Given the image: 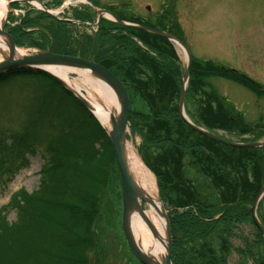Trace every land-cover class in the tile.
<instances>
[{
    "label": "rangeland",
    "instance_id": "rangeland-1",
    "mask_svg": "<svg viewBox=\"0 0 264 264\" xmlns=\"http://www.w3.org/2000/svg\"><path fill=\"white\" fill-rule=\"evenodd\" d=\"M68 1L36 2L43 8L48 7L52 12L60 14L58 17L55 14L50 18L34 3L16 4L10 13L8 31L12 36L21 33L25 37L21 46L34 49L35 54L49 52L94 61L100 65L94 59L98 48L99 32L102 28L109 29L110 25L106 22L98 23L97 11L110 8L109 10L116 14L151 19L154 22L168 15L170 19L167 18L166 22L175 24V28L172 27V34L176 35L191 52L193 61L217 62L249 76L264 88V0H89L93 2L95 5L93 7L97 11L86 2H81L83 0ZM88 7L91 13L86 11ZM54 17L67 22L60 24L61 21ZM79 19L85 20L83 23L87 26L63 25V23L70 25L69 20L79 22ZM103 21L109 23V20L103 19ZM80 45L84 51L80 49ZM173 48L168 54L171 59H175L176 69L179 68L180 74L182 73L183 89V79L189 62L181 47L175 45ZM109 49V45L105 44L101 51L104 53ZM164 64L166 67L168 61ZM43 74L47 77L28 68H16L0 74V143L4 141L10 144L12 139L15 140L18 137H22L26 143H19L15 149L4 150L6 147L0 146V156L9 155L7 163L0 161V232L5 225L10 226L7 230L8 234L4 233L0 236V264H49L46 263L42 253V249L46 247L53 253L57 251L62 257L76 259L78 262L75 264H140L132 255L121 228L123 188L115 150L108 144L104 148L105 152L98 157V164L95 168H91V173L89 172L94 173L93 176L91 175L92 178L89 175L94 185L102 184V191H99L101 194L97 201L90 203L89 196L92 191L89 189H92V183H88L90 185L88 193L72 194L66 191L65 182L67 181L63 178V174H60V169L58 171L51 169L48 174L51 186L40 196L42 200L34 204L37 206L31 205L23 223L20 226L16 225L20 213L15 208L14 196L21 194L19 197L34 196L32 198L37 199V195L41 192L43 179L40 173L44 165L47 167V164L51 163L50 158L53 159L55 154L58 157L64 156L69 150L70 142H74L78 135L75 125L72 127L75 129L72 133L74 136L68 135L69 124L73 123L69 118V111L73 113L76 110L79 121L80 118L83 121L90 114L93 121L100 124L96 116L84 104H81L83 106L81 108H84L85 113H82L81 109L70 107V104L73 105L70 100L78 99L65 88L63 81L45 72ZM200 80L205 82L203 89L217 97L224 109L230 111L234 117L244 120L243 123L234 122L236 131H217L218 135L234 143H264V96L253 92L230 77L213 75ZM126 90L130 101L131 132L128 143L136 149L145 166L155 175L145 161L146 154H143L145 144L141 135H145L146 129L139 115L149 113L150 109L135 91L129 88ZM64 93L69 95H63ZM199 101H206L204 97L202 99L200 93L197 96L196 105H190V108L196 109ZM186 116L192 122L187 112ZM247 124L257 126L259 129L255 132L246 131ZM85 126L87 127L88 124L83 126L84 130L81 135H78L82 144L88 140L83 137L85 132L89 133L85 131L87 130ZM100 130L108 134L101 124ZM134 130L137 133H134ZM91 145L92 142L87 147L91 149ZM99 146V144L97 146L93 144V148L97 149ZM87 147L82 145L78 151L79 154H73L74 148L71 147L69 158L73 156L70 160L73 167L88 172L90 166L86 165V159L83 157L89 151ZM31 150L35 153L31 154ZM146 152L152 157L157 155L156 148L149 147ZM260 156L262 158V153ZM108 165H110L109 169ZM185 170L190 173L191 180L198 179L196 169L188 165V162L185 163ZM69 171L71 173H67L68 176L72 175L78 179L75 180L76 182H79V179L82 180V171L74 168ZM43 201L56 206L44 204ZM254 201L252 197V203L245 205L250 213ZM66 202L81 206L79 218H75L70 210L58 209L59 203ZM144 209H148L146 203ZM166 209L168 211V207ZM258 209V218L264 226V199L260 202ZM45 213L51 216L50 221L46 220L47 218L43 215ZM49 223L53 226L48 230ZM12 224L16 226L11 227ZM240 226L236 228L231 238L234 250L227 264H253L237 253V250L245 251L248 247L249 251L254 250L255 256L264 263V244L259 239L256 243L257 231L259 233L260 231L252 218L243 221ZM58 227H66L73 233L74 242L70 243L72 244L70 248L66 247L65 240L62 245L58 244ZM189 239L187 238L190 247ZM202 239L206 240V238ZM203 242L198 241L196 245L199 246ZM200 248L195 249L200 251ZM186 250L189 254L185 255V259L193 257L194 251L190 253V248ZM202 257L206 260V247L202 248Z\"/></svg>",
    "mask_w": 264,
    "mask_h": 264
},
{
    "label": "trees",
    "instance_id": "trees-1",
    "mask_svg": "<svg viewBox=\"0 0 264 264\" xmlns=\"http://www.w3.org/2000/svg\"><path fill=\"white\" fill-rule=\"evenodd\" d=\"M86 11L91 13L90 8H86ZM116 15L121 20L162 31L171 32L172 27L175 25L173 22H166L167 18L170 19L168 15L162 16V19L157 22L151 19H142L141 17H127L125 14L122 15L120 13ZM79 20L85 22V20ZM86 21H88V18H86ZM103 22L109 24L110 28H102L99 32L98 48L94 59L118 77L126 88L128 87L135 91L150 109L149 113L139 114L144 121V129H146L145 135H141L145 144L143 154H146L145 161L157 177L161 197L166 207H168L174 239L173 264H227L234 250L231 238L234 236L236 228L243 224V221L252 218L250 211L246 209L245 205L247 203L251 204L252 197L253 200L256 199L259 191L264 187V148H231L195 131L186 123L180 111L182 73L180 74L179 68L176 69L175 59H171L168 54L174 49L173 44L166 39L143 31L121 28L112 22ZM63 25L72 26L65 23ZM15 36L21 45L25 37L21 33ZM105 44L109 45L110 49L102 53L101 49ZM81 50L84 51V49ZM105 53L108 55L106 56ZM167 61L168 64L164 67V62ZM191 73L192 77L185 100L187 115L196 126L212 134H217V131H236L234 127L236 123L234 122L243 123L244 120L240 117H234L230 111L223 108L220 104L222 102H219L217 97L207 93L203 89L205 82L201 81V78H209L213 75L230 77V79L235 80L253 92L264 96L263 88L254 80L242 74L234 73L213 62L195 60ZM37 74L46 76L39 72ZM199 93L202 94V99L204 97L206 101H199V106L196 109L190 108V105H196ZM63 95H69V93H64ZM70 101L73 103V105L70 104L72 109H81V112L85 113V111L83 112L84 108H81L83 106L78 100L75 99L74 101L72 98ZM69 113V118L73 123L69 124L68 135H72L73 131L75 132V129L72 128L74 125L77 127L78 135H81L82 130H84L83 126L88 124L87 127L85 126L87 129L85 131L89 133L85 132V135H83L88 140L82 144L81 139L76 135V139L74 142H70L69 150L64 156L58 157L55 154L53 159L50 158L51 163L47 164V167L44 165L41 172L43 182L37 199H33L32 197L34 196L19 197L21 194L14 196L15 208L20 213L19 221L16 225L20 226L23 223L22 221L31 205L36 204L38 200H42L40 196L44 194V190H48V187L51 186L52 183L50 179L48 180V174L51 169L54 171L60 169V174L62 173L63 178L67 181L65 182L66 191L72 194L88 193L89 191L87 190L90 187L88 183L93 182L90 178L94 174H90L92 172L91 168H95L98 164V157L102 152H105V146L107 144L112 146L107 134L100 130V124L97 121H93L92 115L89 114L83 121L80 118L79 121L76 116L78 115L76 110L73 113L69 111ZM246 129V131L255 132L259 128L247 124ZM93 132L94 136H92ZM134 133L137 132L134 130ZM92 137L95 138L93 139ZM91 142L90 149L87 146ZM19 143L26 144L22 137H18L15 140L12 139L10 144L1 141L0 146H5L4 150L15 149ZM93 144L95 146L99 144L100 146L96 149L93 148ZM82 145L89 149L86 155L83 156L86 159V165L90 166L88 172L75 168L70 163L73 157L69 158L71 156L70 148L73 147V154H77ZM149 147L157 149L156 157L153 156V158L151 155H147L146 150ZM30 152L31 154L35 153L33 150ZM260 153H262V158ZM8 156H0V161L7 163ZM187 162L188 165L196 169L199 175L196 181L191 180L190 173L185 170V163ZM72 168L83 172H81L82 180L79 179L82 183L80 181L76 182L75 180L78 179L72 175L68 176L67 173L70 174L69 170ZM109 168L110 165H108ZM62 169L65 170L62 171ZM89 175L92 176L90 177ZM91 185L92 189L89 190L92 192L89 197L92 204L100 196L101 193L99 191H102V184L97 183L94 185L92 183ZM82 202L86 203V201ZM44 204L56 206L49 203ZM58 209L72 211L75 218H79L78 213L82 210L81 206L70 205L67 202L65 204L59 203ZM43 215L47 218L46 220L50 221L51 216L49 217L47 213ZM16 225L12 224L11 227ZM47 225L48 230L53 226L50 223ZM8 227H10L8 224L3 227L0 236L4 235V233L8 234L7 230L10 229ZM72 235L73 233L66 227H58V244L62 245L65 240L66 247L70 248L72 245L70 243L74 242ZM257 235L256 243H258L259 239L264 244V238L258 231ZM187 238L191 240L190 247L188 246ZM202 238H206V240ZM198 241L204 242L198 246L196 245ZM195 246L197 248L206 247V260L202 257V248L198 251ZM189 248L190 253L194 251L193 257L185 259V255L189 254L186 249L189 250ZM237 251L242 258L253 264H264L255 256L254 250L249 251V247L245 251ZM42 253L45 256L46 263L49 264H75L78 262L74 258L62 257L57 251H54L55 255L48 247L42 249Z\"/></svg>",
    "mask_w": 264,
    "mask_h": 264
},
{
    "label": "bare ground",
    "instance_id": "bare-ground-1",
    "mask_svg": "<svg viewBox=\"0 0 264 264\" xmlns=\"http://www.w3.org/2000/svg\"><path fill=\"white\" fill-rule=\"evenodd\" d=\"M39 1L43 0H0V63H3L8 56L11 57L15 48L19 51V58L34 56V49H26V47L19 45L15 36L13 35V37L11 32L7 30V26L10 24L9 17L14 5L23 3L36 4ZM81 2L85 3L86 1L83 0ZM36 5L39 6L41 11H45L49 17L56 14L48 7L43 8L41 5ZM58 15L60 14H56L57 17ZM104 19L109 20V22L113 21L107 14L104 15ZM101 22H103V19L99 21L98 15V23L100 24ZM94 26L96 27V25ZM3 29L11 37L12 45L7 42V36L4 35ZM53 55L65 57L59 54ZM42 60L45 62V59L42 58ZM31 67L44 69L46 70L45 73L63 81L74 95L84 100L107 132H111L113 128L112 118L116 119L117 125L120 124L121 109L116 93L111 84L93 70L81 69L79 66L70 63H55L54 65L52 63H42ZM37 72L43 73L40 70H36ZM72 74L75 77H72ZM125 163L135 183L138 200L130 215L132 237L136 246L150 259L152 264H164L167 257L169 236L164 219V203L161 198L159 183L156 180V176L145 166L136 149L129 143L125 145ZM145 203L148 205L146 210L144 209Z\"/></svg>",
    "mask_w": 264,
    "mask_h": 264
},
{
    "label": "water",
    "instance_id": "water-1",
    "mask_svg": "<svg viewBox=\"0 0 264 264\" xmlns=\"http://www.w3.org/2000/svg\"><path fill=\"white\" fill-rule=\"evenodd\" d=\"M106 14L109 15L113 19V21L120 27L141 30V31L153 34L155 36L167 39L170 42L178 45L185 51L188 61H189V65H188L187 71L183 79L184 84H183L182 96H181V101H180V111H181L183 119L195 131H197L198 133L206 136L207 138L217 143H220L222 145H225L231 148H238V149L264 148V143H254V144L252 143L251 144L233 143L231 141H228L226 139L219 137L218 135L212 134L204 130L203 128L196 126L188 119V117L186 116V111H185V100H186V92H187L188 84L190 81V74H191V68L193 64V58H192L191 52L177 37H175L174 35L170 33L161 32V31H157L152 28L132 25V24L123 22L119 18H117L115 15H113L112 13L106 12V11L98 12L99 21L104 19V15ZM55 18L60 20L57 17ZM3 32H4V29H3ZM4 35L7 36V42L12 45L11 37L7 35L6 33ZM12 53L14 54L11 57L8 56V58L4 59L3 63H0V74L7 73L16 68H28L32 70H40V71L46 72V70L44 69L32 68L31 66L35 64H42V63L43 64L52 63L53 65L55 63L56 64L57 63H70V64H75L79 66V68L81 69L93 70L94 72L99 74L102 78H105L111 84L112 88L114 89L116 93V96H117V99L120 105V109H121L120 124L117 125L116 119L112 118L113 128L111 132H107L110 138V141L115 150L117 166L120 172L122 188H123V214H122L121 228L128 242L132 255L142 264H152L150 259L139 250L138 246H136L135 240L132 237V233L130 229V215L134 207L137 205L138 200H137V191H136L135 183L125 163V145L127 144V138L129 136V131H130V127H129L130 101H129V95H128V92L125 86L121 83V81L114 74H112L106 68L96 64L94 61H86V60H83L81 58H76V57H68V56L62 57L58 55H53L49 52L42 53L41 55L40 54L34 55L29 58H19V51L16 48L13 49ZM42 58L45 59V62L42 60ZM64 85L66 87V84ZM66 89L68 88L66 87ZM75 97L78 98V100H80L82 104L88 107L87 104H85L83 99L79 98L76 95ZM263 198H264V187L262 188V190L260 191V193L258 194V196L256 197L254 201L253 207L251 208V214H252V219H253L255 226L260 231L261 235L264 237V226L260 222L258 218V214H257L259 204ZM163 209H164V219L167 225V233L169 236L168 245H167V257H166V261L164 264H172V254H173L172 230H171L169 217L165 210L164 205H163Z\"/></svg>",
    "mask_w": 264,
    "mask_h": 264
},
{
    "label": "flooded vegetation",
    "instance_id": "flooded-vegetation-1",
    "mask_svg": "<svg viewBox=\"0 0 264 264\" xmlns=\"http://www.w3.org/2000/svg\"><path fill=\"white\" fill-rule=\"evenodd\" d=\"M260 264V263H259Z\"/></svg>",
    "mask_w": 264,
    "mask_h": 264
}]
</instances>
